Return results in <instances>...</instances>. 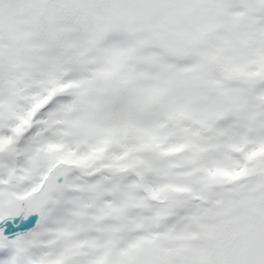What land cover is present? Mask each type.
<instances>
[{"label": "snow or ice", "instance_id": "1", "mask_svg": "<svg viewBox=\"0 0 264 264\" xmlns=\"http://www.w3.org/2000/svg\"><path fill=\"white\" fill-rule=\"evenodd\" d=\"M0 264H264V0H0Z\"/></svg>", "mask_w": 264, "mask_h": 264}]
</instances>
